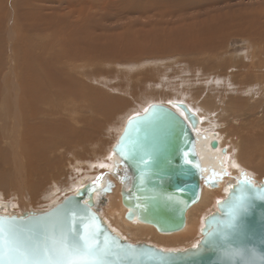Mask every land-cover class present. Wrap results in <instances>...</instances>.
Wrapping results in <instances>:
<instances>
[{"label": "rangeland", "instance_id": "rangeland-1", "mask_svg": "<svg viewBox=\"0 0 264 264\" xmlns=\"http://www.w3.org/2000/svg\"><path fill=\"white\" fill-rule=\"evenodd\" d=\"M68 54L69 60L62 58ZM213 61L222 66L219 69H224L221 74L225 77L235 70L238 78H243L246 69H264V0H0V104L5 110L12 105L8 113L1 114L9 125L0 128V136H6L0 139V212L23 215L45 211L73 193L79 178L101 169L95 166L98 154L90 148L69 156L64 149H57L47 155L53 160L49 166H23L22 176L18 175L14 155L20 149L14 150V141L18 137L21 141L22 134L17 136L15 129L20 132L26 122L10 117L19 112L20 72L63 67L79 79L77 82L84 81V92L97 94L101 90L104 97L126 99L128 103L120 112L125 116L140 111L148 100L167 97L195 98L198 105L208 100L216 106L220 101L205 97V91L194 93L205 82L229 84L228 78L215 81L198 73L196 67L211 68ZM92 76L108 78V84ZM247 95L252 98L245 96L248 103L257 97L262 101L253 111L256 115L260 109L263 120L264 97L257 90ZM67 99L58 100L56 106L62 109ZM59 111L45 118L63 119L65 111ZM86 114L88 117L89 111ZM215 116L208 122L210 127L219 130L227 126ZM100 134L104 140L114 137L105 129ZM74 157L80 159L78 164ZM124 167L118 170L123 172ZM108 181L113 182L111 177ZM105 197V193L98 197L96 211L104 213Z\"/></svg>", "mask_w": 264, "mask_h": 264}, {"label": "bare ground", "instance_id": "bare-ground-1", "mask_svg": "<svg viewBox=\"0 0 264 264\" xmlns=\"http://www.w3.org/2000/svg\"><path fill=\"white\" fill-rule=\"evenodd\" d=\"M228 30L230 31V29ZM234 33L235 32L232 34ZM216 49L217 47H215V50ZM202 50L207 49L205 48ZM209 56L211 55L207 57ZM62 58L66 60L70 59L69 54ZM217 62L213 61L212 65H214L211 68L205 67L204 69H199V67H196V69H198V73L204 75V78L213 77L211 79L215 81L219 80L218 77L228 78L229 84H218L216 82H207V84L205 82L207 85L204 84V86L196 87L194 92L196 94L197 92L205 91V97L220 101L219 104L216 103V106L214 102H209L208 100V102L202 100L198 105L196 104L197 101L195 98L185 99L167 97L160 101L148 100L140 111H130V113H126L127 115L125 116H122L120 112L123 111L122 109H124V106L126 107L128 103L125 101L126 99H119L114 96L104 97L100 92L101 90L98 91L97 94L84 92V90L81 89L84 87V81L77 82L79 79L74 77L70 71L66 72V69H63V67H60V69H28V71H24L25 74L20 72L22 95L18 98L19 105L16 108V111L20 113L18 112V114L16 112L10 117L14 120L26 122L25 127L20 132H18V128L15 129L17 136L22 134L20 138L21 141H19V137L17 141H14L16 142L14 146H17L14 150L20 149L18 155H14L15 163H19L15 165L18 175L22 176L24 167L26 169L27 166L31 167L33 165L35 166V164L37 166V163H40V165L44 167H47V165L49 166L51 162L53 163L50 157L51 155H49L50 158L47 157L51 151L64 149V152H66L65 156H69V154H73L76 151L82 152L90 148L91 151L93 150L98 154V159L94 162L96 163L95 166L101 169L95 170L96 172L92 175L85 174L87 176L79 178L78 181L75 182L73 193L86 183H90L95 189L92 191V199L95 201L96 205L98 203V197H100L102 193H105V211L104 213L97 211V213L101 217L103 223L106 224L112 232L123 239L128 237L131 240H138L135 242H144L163 250H184L195 246L202 237L204 219L210 213L217 211L218 202L220 203V201L227 196L231 186L237 179L247 178L256 185L264 184V119L262 120L261 114H258L260 109H258L256 115L253 111L260 108L262 101H258L257 97L255 102L250 101L251 103H248L245 97L249 96L247 94L253 93L256 90L259 95L264 97V69H255L254 67L253 69H249V71L246 69L243 78H241V76H243L241 75L243 71L239 74V76L241 75L240 78H238V70H235L234 74H227L225 77L221 74L224 69H219L222 68V66ZM92 77L96 80L101 78L98 76ZM105 79L108 78H104L102 81H105ZM105 83L108 84V81H105ZM85 86L87 88V85ZM117 87H115V89ZM93 91H96V89ZM226 97L231 98L227 101ZM62 98L68 99L67 104H62L64 106L61 109V105H56ZM224 98H226V100H223ZM250 98L251 96H249V99ZM155 102L170 107L180 115L183 113L182 116L184 118L187 117L185 112L188 110L190 113H193L197 119L196 124L191 126L188 117L187 119L185 118L189 126H191L195 138V151L199 157L201 169L203 170L200 180L201 196L200 199L187 210L184 227L172 232H160L149 223H144L136 218L128 219L125 217L127 209L121 200V190L128 187L130 173L125 167L123 172L118 170V167H123L124 164L114 151V146L117 143L126 121L131 116L143 111L150 103ZM14 103L16 104V102ZM15 104L13 106H15ZM82 106L85 110H83L84 108L82 109ZM10 107H12V105H7L6 110ZM6 110L4 104H0L1 129L5 128V124L8 123L1 115ZM58 111L60 114L65 111V114L63 113L64 118L51 120V118L54 117L53 114L56 116V112L58 113ZM87 111H89L88 117L86 116ZM49 115L53 117L50 116V118L46 119L45 117ZM215 115H218L220 118L219 120L223 122L222 125L225 123L227 126L219 130L215 127H210L208 122L212 123L211 119H215ZM245 117H247V119H245ZM234 120H238V126L231 124ZM246 127L248 132H246ZM104 129L105 131L107 130L110 135L114 133L113 138L107 139L109 141L101 138L100 133ZM5 137L6 136L2 135L0 139H6ZM213 142H216L215 146ZM87 150L89 151V149ZM58 152L61 153L59 150ZM55 153L57 152L55 151ZM59 156L61 155L59 154ZM22 157L24 158V162ZM74 159H77L75 163L78 164L80 159L75 157ZM248 163H250V165ZM251 164L257 171H251ZM108 177L112 178V183H109ZM98 178L100 179L98 180ZM211 180L216 181L217 185L212 187L210 185ZM109 184L111 185L110 188L108 187ZM34 185L38 186L37 183ZM130 239L126 240L130 241Z\"/></svg>", "mask_w": 264, "mask_h": 264}, {"label": "water", "instance_id": "water-1", "mask_svg": "<svg viewBox=\"0 0 264 264\" xmlns=\"http://www.w3.org/2000/svg\"><path fill=\"white\" fill-rule=\"evenodd\" d=\"M185 113L194 126L197 122L194 114L188 110ZM191 126L178 112L158 102L150 103L126 121L114 146V151L130 173L128 187L121 190V200L127 209L125 217L149 223L160 232L184 227L187 210L201 196L202 171L199 157L196 151H192L195 138ZM122 141L127 157L122 156L119 150ZM142 146L153 150L148 166L140 163ZM185 151L189 152L192 164L184 163ZM142 171L146 172L143 184L140 180ZM247 180H236L227 196L218 203L217 211L204 219L199 242L184 250H163L144 242L133 243L112 232L95 210L94 188L90 183L45 211L24 215L0 212V217H14L25 227H30L29 218L44 217L57 209L75 210L78 214L90 211L98 218L101 240L106 234L118 238L124 246L133 245L138 251L147 253L135 261L112 257L113 264H264V184L256 185ZM210 185L214 187L217 183L211 180ZM160 193L171 195L173 200L152 198ZM233 213L236 214L234 219ZM230 219L231 223L226 224ZM218 228L208 240V234Z\"/></svg>", "mask_w": 264, "mask_h": 264}, {"label": "snow or ice", "instance_id": "snow-or-ice-1", "mask_svg": "<svg viewBox=\"0 0 264 264\" xmlns=\"http://www.w3.org/2000/svg\"><path fill=\"white\" fill-rule=\"evenodd\" d=\"M119 150L122 156L127 157L124 141ZM141 151L143 156L140 163L148 166L153 150L142 146ZM192 151H195V145ZM188 157L189 152H183L184 163L192 164ZM195 166L199 168L198 164ZM145 176L146 172L142 171L141 184L144 183ZM247 182L251 183L250 180ZM152 198L173 200L171 195L164 193ZM235 215L232 214L233 219ZM77 221L80 223L79 229ZM231 221L232 219L226 224ZM29 225L30 227H25L14 217H0V264H113L112 257L135 261L139 256L147 255L133 245H122L116 237L105 234L101 240L98 218L90 211L78 214L75 210L57 209L44 217L29 218ZM218 230L219 228L210 232L208 240Z\"/></svg>", "mask_w": 264, "mask_h": 264}]
</instances>
